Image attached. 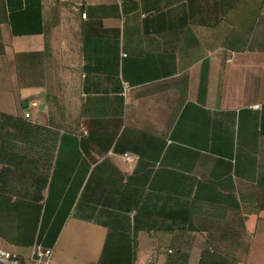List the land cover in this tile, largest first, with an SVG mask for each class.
<instances>
[{"label":"crops","instance_id":"1","mask_svg":"<svg viewBox=\"0 0 264 264\" xmlns=\"http://www.w3.org/2000/svg\"><path fill=\"white\" fill-rule=\"evenodd\" d=\"M0 37L7 248L264 264V0H0Z\"/></svg>","mask_w":264,"mask_h":264},{"label":"rangeland","instance_id":"2","mask_svg":"<svg viewBox=\"0 0 264 264\" xmlns=\"http://www.w3.org/2000/svg\"><path fill=\"white\" fill-rule=\"evenodd\" d=\"M70 16L71 15H67L66 18L69 20ZM72 18L75 19V17ZM63 58V46H61L58 57L55 59L54 69H63ZM15 67V58H9L4 62L3 68L9 69V72L11 73H15ZM10 79L12 80V78ZM58 80L61 79L58 77ZM53 94L56 98L63 96V94L59 92ZM15 122V120H13V122H8L5 118H0V140L3 136L6 138L9 137L12 140L10 143L15 144ZM92 226V229H89L88 233L86 231L74 230V232H68L59 238L52 255L53 258L50 260V264H89L91 259H94L93 255H98L101 251V248H99L101 243L100 229L96 228L94 225ZM30 253L31 248H24L21 251L22 256H28Z\"/></svg>","mask_w":264,"mask_h":264},{"label":"built area","instance_id":"3","mask_svg":"<svg viewBox=\"0 0 264 264\" xmlns=\"http://www.w3.org/2000/svg\"><path fill=\"white\" fill-rule=\"evenodd\" d=\"M26 116L29 117L30 113L27 112ZM124 158L133 160V157L129 153L124 154ZM53 252L52 247L39 243L33 247V251L29 257H23L7 248L0 239V264H50Z\"/></svg>","mask_w":264,"mask_h":264},{"label":"trees","instance_id":"4","mask_svg":"<svg viewBox=\"0 0 264 264\" xmlns=\"http://www.w3.org/2000/svg\"><path fill=\"white\" fill-rule=\"evenodd\" d=\"M0 44H1V37H0ZM201 264H228V259L222 257L221 255H218L217 252L214 253L206 252L203 255Z\"/></svg>","mask_w":264,"mask_h":264}]
</instances>
